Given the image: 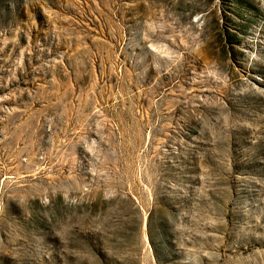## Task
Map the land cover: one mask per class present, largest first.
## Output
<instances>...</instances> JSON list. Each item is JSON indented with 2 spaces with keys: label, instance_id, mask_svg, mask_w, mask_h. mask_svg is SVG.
Instances as JSON below:
<instances>
[{
  "label": "rangeland",
  "instance_id": "1",
  "mask_svg": "<svg viewBox=\"0 0 264 264\" xmlns=\"http://www.w3.org/2000/svg\"><path fill=\"white\" fill-rule=\"evenodd\" d=\"M0 264H264V0H0Z\"/></svg>",
  "mask_w": 264,
  "mask_h": 264
}]
</instances>
